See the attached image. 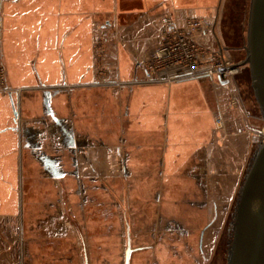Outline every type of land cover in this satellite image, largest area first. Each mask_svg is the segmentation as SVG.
<instances>
[{
	"label": "crops",
	"instance_id": "obj_1",
	"mask_svg": "<svg viewBox=\"0 0 264 264\" xmlns=\"http://www.w3.org/2000/svg\"><path fill=\"white\" fill-rule=\"evenodd\" d=\"M223 2L0 0L8 84L20 90L0 93V220L21 223L15 232L25 242V264L56 261L65 240L81 253L84 215L95 206L104 218L98 208L108 189L112 202L128 207L126 219L111 213L113 221L127 222V249L139 235L136 221H144L138 228L147 236L151 213L158 224L151 236L167 237L161 223L170 218L185 224L181 237L201 239L202 249L220 204L218 176L247 171L264 140L261 113L251 135L239 106L217 131L229 86L207 77L164 81L176 68L152 76L163 81L144 84L101 86L96 79L149 77L146 64L159 47L162 20L210 22ZM202 42L214 45L210 36ZM103 44L105 55L96 48ZM67 175L78 180L68 183ZM87 191L95 193V205ZM137 207H143L139 220Z\"/></svg>",
	"mask_w": 264,
	"mask_h": 264
},
{
	"label": "rangeland",
	"instance_id": "obj_2",
	"mask_svg": "<svg viewBox=\"0 0 264 264\" xmlns=\"http://www.w3.org/2000/svg\"><path fill=\"white\" fill-rule=\"evenodd\" d=\"M249 2L250 0H224L215 18L210 19L214 22L201 19L209 23L210 26L205 30V33L196 36L195 41L206 51L216 55L222 52L232 65L241 64L245 59ZM204 36H210L214 45L204 44L202 42ZM105 45L103 44V48L102 45L96 47L98 48L97 51L102 50L104 55L107 53ZM237 70L238 73L231 76L230 84L227 85L229 86L228 91H225L226 93L223 95L230 100H235L236 105H232L230 100L227 107L220 105L218 116L220 113L224 114L226 126L228 116L232 115L236 107L246 109L247 134L251 135L250 129L257 127L256 118L259 116L260 110L251 88L248 67H239ZM113 80L114 78L111 76L101 74L97 77L96 84L106 86L153 82V78L149 77L136 80L121 77L116 79L117 81ZM211 81L215 86H221L217 80ZM17 112L16 107L15 114ZM222 130L217 128V131ZM251 161L252 159L249 157L247 171ZM247 171L240 175L221 174L218 176L220 179L216 182V194L220 196L217 198V202L220 204L216 206L215 218L205 229L206 236L202 240V249L199 247L201 239L198 242L197 239L189 237L187 233L181 237L178 232L184 231L185 228L181 229V226H185V224L178 225L170 218L161 223V228L168 229L167 237L151 236L155 234V228L158 230V224L156 225L153 220L152 213L147 216V236H141L143 228H138V226H142L144 223V221L139 220L140 217H143L141 212L143 207H137L136 219L139 221H136V233L139 235L132 239L131 248L136 251L131 256V264H227L234 209ZM109 176L105 177V183L111 182ZM72 179L78 180L74 176H69L67 182H72ZM86 196L93 200V205L98 201L92 191H87ZM112 198L111 190H105L104 205L100 206V209L98 208V210H104L103 219L100 217L102 214L99 211L96 213L95 206L87 208L88 210L84 215L86 220L82 222L84 236L82 239L80 238L79 244L81 253L71 252L67 247V240H65V254L62 257L61 255L59 258L57 257L56 261H54L55 257L52 256L50 260L45 261V264H54L55 262L56 264H77V262L84 264L85 258H87L88 264H124L125 251L128 246L127 222L123 219L118 222L113 221L111 213L119 210L120 217L126 219L122 209L127 212L128 207L122 204L117 206L116 202H112ZM20 228L21 223L16 220H0V264H25V242H23L21 234L19 236L15 232Z\"/></svg>",
	"mask_w": 264,
	"mask_h": 264
},
{
	"label": "water",
	"instance_id": "obj_3",
	"mask_svg": "<svg viewBox=\"0 0 264 264\" xmlns=\"http://www.w3.org/2000/svg\"><path fill=\"white\" fill-rule=\"evenodd\" d=\"M251 88L264 119V0H250L245 59ZM226 84V83H224ZM132 254L128 247L125 264ZM227 264H264V143L257 148L240 189L231 226Z\"/></svg>",
	"mask_w": 264,
	"mask_h": 264
},
{
	"label": "built area",
	"instance_id": "obj_4",
	"mask_svg": "<svg viewBox=\"0 0 264 264\" xmlns=\"http://www.w3.org/2000/svg\"><path fill=\"white\" fill-rule=\"evenodd\" d=\"M209 23L198 18H190L185 24L179 25L172 18L162 20L160 44L151 60L146 64L149 78L157 76L160 70L178 69V74L164 81H180L207 77L217 80L219 85H229L231 76L238 73L234 67L220 52L211 53L204 50L195 37L205 33ZM158 77V76H157ZM163 81L153 79V81ZM20 90L12 89L8 84L7 69L3 58V46L0 38V93H19ZM232 105L236 101L230 100ZM224 114L220 113L216 119V126L222 130L225 126Z\"/></svg>",
	"mask_w": 264,
	"mask_h": 264
},
{
	"label": "bare ground",
	"instance_id": "obj_5",
	"mask_svg": "<svg viewBox=\"0 0 264 264\" xmlns=\"http://www.w3.org/2000/svg\"><path fill=\"white\" fill-rule=\"evenodd\" d=\"M264 138V137H263ZM263 143H264V141H263Z\"/></svg>",
	"mask_w": 264,
	"mask_h": 264
}]
</instances>
